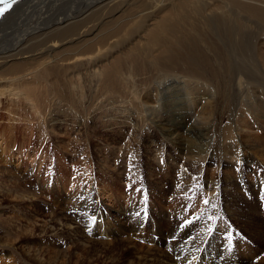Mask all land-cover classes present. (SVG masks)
<instances>
[{"label": "rangeland", "instance_id": "obj_1", "mask_svg": "<svg viewBox=\"0 0 264 264\" xmlns=\"http://www.w3.org/2000/svg\"><path fill=\"white\" fill-rule=\"evenodd\" d=\"M20 1L11 4L14 9ZM55 1L48 4V8L55 7L48 19L64 12ZM85 6L79 0H69L67 10L73 13ZM38 12L48 15L46 8ZM218 20L216 30L221 32L226 20ZM197 30L203 39L199 48L218 74L210 83L216 96L212 115L209 121L199 119L205 116L197 107L192 109L198 118L191 116L192 110L187 112L184 105L183 89L176 88L167 92L175 102L164 98L161 118L167 126L186 131L185 136L194 142L192 150L198 152L200 145L206 146L200 147L213 158L200 167L187 162L183 167L178 153L153 124L141 126L133 121L137 129H132L130 124L118 123L132 116L131 108L140 106L139 101L153 102L154 98L144 92L149 81L144 85L143 73L136 76L140 96L129 97L128 108L119 107V103L105 107L112 93L99 88L87 70L80 72L83 108L77 115L74 110L53 107L56 100L51 82L39 77L37 69L26 86L34 85L37 110L24 95L0 96V264H176L183 248L195 252L199 243L194 241L204 237L206 246L200 248V258L192 257L190 264H264V139L257 144L251 139L247 144L238 143L243 137L239 127L245 106L250 109L247 115L259 117L264 126V88L256 84L257 76L250 77L253 72L249 66H242L236 58L232 62L217 58L208 45L211 35L202 31L201 24ZM86 56H79L77 64L84 63ZM232 64L233 74L243 71L248 76L247 85L241 89L223 70ZM167 75L170 78L174 73ZM152 76V86L165 77ZM250 82L254 83L253 95L242 94ZM202 92L210 94L206 89ZM100 95L108 101L98 98ZM55 109L70 115L52 122L49 112L56 115ZM74 118L87 127L71 129L76 124ZM146 131L154 135V147L145 142ZM152 148L161 151L160 157L151 152ZM236 148L242 160L222 162ZM172 158H176L173 164ZM209 182H214V189H209ZM86 194L89 209L84 207ZM63 216L71 219L69 224L78 231L77 238L56 236L44 228ZM86 239L95 241L93 249L85 245L89 242ZM60 251L66 253L67 260L57 256Z\"/></svg>", "mask_w": 264, "mask_h": 264}, {"label": "bare ground", "instance_id": "obj_2", "mask_svg": "<svg viewBox=\"0 0 264 264\" xmlns=\"http://www.w3.org/2000/svg\"><path fill=\"white\" fill-rule=\"evenodd\" d=\"M80 1L86 6L76 8L75 12L71 13L69 9L70 12L67 10L69 0H56V5L60 4L61 7L67 3L66 8L60 7L59 10L64 12L57 14L56 19H48L49 13L55 10L52 6L48 8L50 0L38 2L22 0L19 4H15L18 5L16 9L11 5L2 16L0 15V96L24 95L33 103L32 108L37 110L32 94L34 85L31 84L26 89L29 81L35 78L32 74L37 69L40 73L39 77L51 82L56 100L53 107L74 110V114L77 115L83 108L81 106L83 89L80 85L83 75L80 72L87 70L89 78L95 79L96 84H100L99 88L112 93L110 102L102 95L98 96L105 102L108 101L105 107L109 103L112 105L119 103V107L128 108L127 99L140 96L141 90L137 87L136 76L143 73L144 85L149 81L144 86V92L154 98L153 102L139 101L140 106L135 110L131 108L132 116L136 115L133 116L135 120L128 115L118 123L123 124L122 126L130 124L132 129L136 128V123H141V126L142 123L145 126L147 122L153 124L162 138L168 140L174 151L178 153V157L184 162L183 167H186V162L196 164L198 167L206 161L211 162L213 156L200 147L206 146L198 145L200 148L198 152L192 150L190 145L194 142L186 137L188 134L182 131V127L167 126L166 120L161 118V111L166 107L163 101L169 96L167 92L176 88L183 89L184 105L187 107V112L192 110L191 116L198 118L192 109L197 107L198 113L204 112L205 116H199V119L209 121L212 115L216 96L210 88V83H213L218 74L211 67L209 58L199 48V43L203 40L197 30L199 24L202 25V31L211 35L212 39L208 45L209 48H213L212 52L217 58H221L222 62L225 60L232 62L236 58L242 66H249L250 71L253 72L250 77L257 76L259 82L256 84L264 88V0H150V3H146L147 0ZM44 8L47 9V17L38 12ZM162 12L165 14L160 15ZM45 18L47 20L43 22ZM218 18L226 20V23L222 24L221 32L216 30ZM52 19L55 21L49 24ZM192 31H194L193 35ZM228 53L231 56H228ZM116 54L118 57H115ZM85 55H88L84 57L85 62L77 64L80 61L79 56ZM246 61H249V64H246ZM59 64L69 65L72 68H58ZM223 70L231 75L230 78L237 89L247 85L245 82L248 79L247 74L243 71L233 74V64L231 67L224 66ZM165 72L167 74L173 72L174 75H169L171 76L169 78ZM152 74H156L157 78L165 77L160 79L162 81H159L158 85L152 86ZM254 83L250 82L242 94L253 95ZM160 85L164 87L161 88ZM202 89L210 91V94L203 93ZM26 90L31 91V94L26 93ZM75 107L78 109L76 110ZM261 107L264 108V97L261 100ZM244 109L246 112L241 114L242 127H239L243 137L238 139V143L245 141L244 143L247 144V140L251 139L257 144L260 139H264V126L261 125L259 117L254 114L247 115L250 110L248 107L245 106ZM54 113L56 115L49 112V120L52 122L70 115L68 112L59 113L57 109ZM76 119V124L70 127L71 129L75 126L87 127L85 122ZM118 123L116 122L117 125ZM79 132L80 130L78 135ZM145 133H147L145 142L153 144L154 135L148 131ZM251 134L255 137L250 136ZM152 146L154 147V144ZM128 147L132 146L128 144ZM152 149L151 152H157L153 155L160 157L161 151L157 148ZM230 152L232 155L224 156L226 160L222 162L242 160L239 149ZM168 158H171L170 154ZM175 159H171L172 164ZM166 165H168L167 157ZM158 167L160 168L159 165ZM116 170H119V167H116ZM213 183H208L209 189L215 188ZM85 197L84 207L89 209L90 198L87 194ZM70 220L65 216L52 219L44 228L56 236L72 239L78 236V231L75 228L71 229ZM89 239H86L89 242L84 243L93 249L95 241L90 243L91 239ZM204 240L194 241L199 243L195 252L193 248H183L179 253V260L175 261L176 264H190L188 260L192 257L198 260L200 248L206 246ZM58 253V257L68 259L65 252Z\"/></svg>", "mask_w": 264, "mask_h": 264}, {"label": "snow or ice", "instance_id": "obj_3", "mask_svg": "<svg viewBox=\"0 0 264 264\" xmlns=\"http://www.w3.org/2000/svg\"><path fill=\"white\" fill-rule=\"evenodd\" d=\"M15 0H0V15H3Z\"/></svg>", "mask_w": 264, "mask_h": 264}]
</instances>
